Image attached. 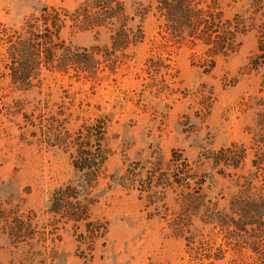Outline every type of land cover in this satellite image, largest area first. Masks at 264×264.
<instances>
[{"label":"trees","instance_id":"1","mask_svg":"<svg viewBox=\"0 0 264 264\" xmlns=\"http://www.w3.org/2000/svg\"><path fill=\"white\" fill-rule=\"evenodd\" d=\"M74 1L72 9L44 4L18 24L0 23V82L18 94L1 101L0 116L17 119L20 141L61 151L72 172L38 211L22 208L12 197L0 199V236L20 249L19 264H55L54 247L62 234L72 239L77 264H91L105 247L109 222L94 213L95 191L101 181L112 179L106 163L112 155L113 113L98 101L91 103L85 92L76 98L79 92L62 90L55 102L42 94L48 77L88 83L91 96L102 83L114 84L131 60L130 50L146 39L147 18L160 42L152 41L154 53L150 48L144 61L142 89L122 91L121 100L139 105L145 90L156 98H185L171 49H198L204 56L197 66L209 73L216 58L235 53L248 34L255 37L248 69L259 74L260 97L241 103L242 112L252 115L248 145L230 142L202 153L196 163L177 150L168 158L151 154L144 163L126 166L117 183L136 191L148 217L183 242L188 264L226 259V264H264V0ZM66 30L103 33L106 41L75 46L63 38ZM203 164L228 182L227 197L205 191L210 177L199 172Z\"/></svg>","mask_w":264,"mask_h":264},{"label":"rangeland","instance_id":"2","mask_svg":"<svg viewBox=\"0 0 264 264\" xmlns=\"http://www.w3.org/2000/svg\"><path fill=\"white\" fill-rule=\"evenodd\" d=\"M138 0H125L131 5ZM57 5L72 9L74 0H0V23L18 24L23 17L38 10L42 5ZM233 10H238L236 6ZM146 39L130 50L131 60L118 71L112 85L102 83L90 94L89 84L69 81L66 78L48 77L42 97L49 93L51 102L58 100L62 90L68 94L79 92L76 98H83L84 92L98 101L105 111H112L110 134L112 155L106 163V172L111 180L101 181L95 191L99 202L95 210L109 222L106 245L96 251L91 264H188L183 242L169 237L165 224L156 217H148L143 203L137 199V192L119 187L118 176L131 162H142L159 153L168 158L171 151L181 152L189 162L199 159L202 153L213 151L239 142L248 145L250 137L246 129L252 125L250 111L242 112L241 103L260 97V77L248 69V60L255 49V37L246 35L239 49L226 57H217L214 68L203 73L198 61L204 55L198 49L185 46L171 49V61L178 71L185 98H156L144 91L139 105L124 102L121 92L142 89L143 64L152 41L159 43L152 19L144 22ZM63 38L72 45L88 47L96 42H105L103 33L93 31L70 33ZM165 56V52H162ZM139 76L140 78H137ZM2 102H9L18 96L0 82ZM25 96H21L23 98ZM30 98V97H28ZM108 101L104 104L103 101ZM115 108L112 109V105ZM13 121L0 116V199L12 197L22 208L42 209L48 193L54 187L72 178L67 157L57 149H45L35 144L20 141L19 131ZM194 167V166H193ZM206 172L205 191L210 197L231 192L228 182L222 179L206 164L198 167ZM55 264H77L74 244L67 234L54 247ZM20 249H14L0 236V264H19ZM227 260V259H226ZM226 260L217 264H226Z\"/></svg>","mask_w":264,"mask_h":264}]
</instances>
